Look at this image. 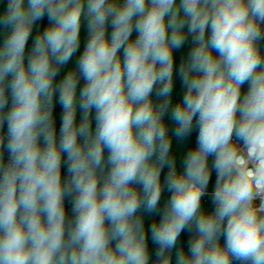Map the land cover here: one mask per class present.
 I'll use <instances>...</instances> for the list:
<instances>
[{
  "label": "clouds",
  "instance_id": "clouds-1",
  "mask_svg": "<svg viewBox=\"0 0 264 264\" xmlns=\"http://www.w3.org/2000/svg\"><path fill=\"white\" fill-rule=\"evenodd\" d=\"M0 34V264H264V0H0Z\"/></svg>",
  "mask_w": 264,
  "mask_h": 264
},
{
  "label": "water",
  "instance_id": "water-1",
  "mask_svg": "<svg viewBox=\"0 0 264 264\" xmlns=\"http://www.w3.org/2000/svg\"><path fill=\"white\" fill-rule=\"evenodd\" d=\"M44 23H46V20H45ZM40 27H43V24L40 25ZM108 33L109 34L111 33V27L110 26L108 28ZM34 35H35V30L33 31V36ZM135 35L136 34L133 33V37H135ZM86 37H87V32H86L85 27L82 24L80 48L77 51V53H75L74 56L70 59L69 64L67 66H65L64 69H62V71L60 73V77H57V80H59L66 73V71L68 69L74 67L76 60H78L79 55L82 53L83 48L85 47ZM31 39L32 38L30 37L29 44H28L29 48L31 47V42H32ZM2 42H3V35L0 34V43H2ZM187 49H188V45H185L184 48L180 52L176 53L177 63L179 62L180 57L182 55L186 54ZM262 50H264V44H262ZM82 84H83V81H81V85ZM246 88H247V85L244 86V90H246ZM173 97H174V100L178 99V98H181L180 82H179L178 78L176 79V82L174 84ZM54 112H55V118H56L57 132H59V126H60V122H61L60 117H61V114H62V108H61V106L58 103H57V105H56V107L54 109ZM77 119L79 120V112L77 114ZM197 135H198V132H193L192 136L186 142H183V143H180V142H177V141L174 140L173 151L177 155L178 167H179V161L183 157V155L186 154L185 152L187 151V149L190 146H193L195 144ZM166 171H167L166 169H164L162 171V178H163V175L166 174ZM62 173L66 174V169H62ZM214 180H215V172H213L212 180L210 181L209 191H211V187H212V185H214ZM168 197H169V193L165 192V193L162 194L161 206H163L164 201L167 200ZM202 201L204 203V207L209 209V210H211V208L213 207L212 204H211V198L206 196V197L202 198ZM66 207L68 208V211H69V214H70V205H68L67 201H66ZM156 218L158 219L159 217H156ZM151 219H152V217H145L146 225L150 224ZM181 235H182L181 236V242H183L185 244V246H186V241H187V238H188V234L186 232H182ZM149 247H150V249H152L154 251L153 246L151 245L150 237H149Z\"/></svg>",
  "mask_w": 264,
  "mask_h": 264
}]
</instances>
